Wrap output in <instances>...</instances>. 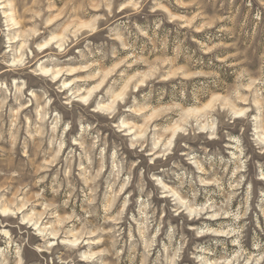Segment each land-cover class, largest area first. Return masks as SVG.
Here are the masks:
<instances>
[{"label":"rangeland","instance_id":"374dc122","mask_svg":"<svg viewBox=\"0 0 264 264\" xmlns=\"http://www.w3.org/2000/svg\"><path fill=\"white\" fill-rule=\"evenodd\" d=\"M262 135L264 0H0V264H264Z\"/></svg>","mask_w":264,"mask_h":264},{"label":"bare ground","instance_id":"6f19581e","mask_svg":"<svg viewBox=\"0 0 264 264\" xmlns=\"http://www.w3.org/2000/svg\"><path fill=\"white\" fill-rule=\"evenodd\" d=\"M3 14H6V13H3ZM4 19H5V22L4 23H8V16L6 15V16H4ZM7 26V25H6ZM44 47V46H43ZM42 47V48H43ZM59 48H61V46H59ZM44 49V48H43ZM21 62V59L20 60H17V62H15V61H12V64L14 63V64H17V63H20ZM11 66V65H10ZM39 70H38V72L40 73V75H42V76H44V77H50L51 78V80L52 81H56L57 79H58V77H59V75H60V71L58 70V71H53V70H51V69H43V68H38ZM67 86V83H62V87H66ZM89 95H90V91L87 93V96H85V97H79L80 98V101H82V102H87V99L89 98ZM78 98V99H79ZM99 108V107H98ZM101 108H104V107H101ZM258 140L259 141H262V142H264V135H262V136H258ZM0 212L2 213V215L4 216L6 213H9L10 212V210H7V209H1L0 210ZM33 226L35 227V229H36V231H38V234L40 235V236H42L43 237V234H44V232H45V228H43V229H40V226H38V223H34L33 224ZM50 235H52L53 237H55V234H53V233H50ZM70 243H72V244H76L77 243V239L76 238H74L72 241H69Z\"/></svg>","mask_w":264,"mask_h":264}]
</instances>
